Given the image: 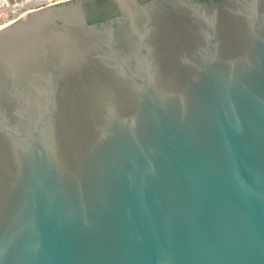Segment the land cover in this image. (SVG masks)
Masks as SVG:
<instances>
[{
  "label": "water",
  "instance_id": "95a60500",
  "mask_svg": "<svg viewBox=\"0 0 264 264\" xmlns=\"http://www.w3.org/2000/svg\"><path fill=\"white\" fill-rule=\"evenodd\" d=\"M85 1L0 30V264H264V0Z\"/></svg>",
  "mask_w": 264,
  "mask_h": 264
},
{
  "label": "rangeland",
  "instance_id": "374dc122",
  "mask_svg": "<svg viewBox=\"0 0 264 264\" xmlns=\"http://www.w3.org/2000/svg\"><path fill=\"white\" fill-rule=\"evenodd\" d=\"M25 1L27 3H29L30 1H34V0H25ZM65 1H67V0H48L44 4H41V5L35 4V5H29V6L28 5L22 6L21 0H0V29H2L3 27H6L4 25L9 23V21L13 20L12 14L4 6L11 7L12 9H13V7H16V8L18 7L17 11L15 12L16 15L14 17H20V16H24L27 11L35 10V9L40 8V7H44V6H48V5H54L56 3H61V2H65ZM19 2H20V4H19Z\"/></svg>",
  "mask_w": 264,
  "mask_h": 264
},
{
  "label": "flooded vegetation",
  "instance_id": "af4514ba",
  "mask_svg": "<svg viewBox=\"0 0 264 264\" xmlns=\"http://www.w3.org/2000/svg\"><path fill=\"white\" fill-rule=\"evenodd\" d=\"M89 1L86 0L83 4L84 7V14H85V18L86 21L88 22L89 20L92 21V23H100V22H107V21H111L113 19H115L118 15H119V11L118 8L116 6V4L114 3L113 0H107L109 3L105 4V7H103V13L106 10L108 15H106L105 17L103 16V18H100V16L94 17V18H89V14L87 12V8L85 7V3ZM139 4H144L153 0H136ZM160 1H164V2H168L171 0H160ZM193 1H200V2H204V1H208V0H193ZM89 19V20H88ZM89 23V22H88Z\"/></svg>",
  "mask_w": 264,
  "mask_h": 264
},
{
  "label": "trees",
  "instance_id": "16d2710c",
  "mask_svg": "<svg viewBox=\"0 0 264 264\" xmlns=\"http://www.w3.org/2000/svg\"><path fill=\"white\" fill-rule=\"evenodd\" d=\"M106 3H109V2L107 0H89V1H87L85 3V7L87 8V12H88L89 16L91 18H93V17H97V16L101 15L103 12V7H105ZM88 22L92 23L91 20H89Z\"/></svg>",
  "mask_w": 264,
  "mask_h": 264
},
{
  "label": "bare ground",
  "instance_id": "6f19581e",
  "mask_svg": "<svg viewBox=\"0 0 264 264\" xmlns=\"http://www.w3.org/2000/svg\"><path fill=\"white\" fill-rule=\"evenodd\" d=\"M40 1H42V0H34V1H30L29 3H27L25 0H21V5L22 6H29V5H31V4H34V3H38V2H40ZM48 1V0H47ZM25 2V3H24ZM24 3V4H23ZM19 4H20V2H19ZM18 4V5H19ZM17 5V6H18ZM20 6V5H19ZM4 7H6L8 10H9V12L12 14V16H13V20L12 21H9V23H7L6 25H4V26H9V25H11L17 18H19V17H14L15 15H16V11H17V9H18V7L16 8V7H13V9L11 8V7H8V6H4ZM14 11V12H13ZM29 12V11H28ZM21 17V16H20ZM6 27H3L2 29H0V30H3L4 28H6Z\"/></svg>",
  "mask_w": 264,
  "mask_h": 264
}]
</instances>
